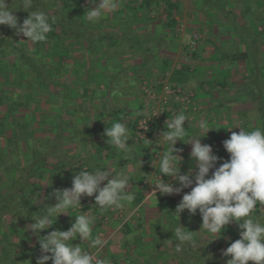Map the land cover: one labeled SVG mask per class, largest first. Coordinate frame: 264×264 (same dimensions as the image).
Returning a JSON list of instances; mask_svg holds the SVG:
<instances>
[{
  "label": "crops",
  "instance_id": "obj_1",
  "mask_svg": "<svg viewBox=\"0 0 264 264\" xmlns=\"http://www.w3.org/2000/svg\"><path fill=\"white\" fill-rule=\"evenodd\" d=\"M155 1L157 6L139 9L138 14L106 13L102 19L111 23L100 29H87L94 38L77 48L73 60L63 64L58 57L57 69L49 59L45 60V66L57 77L48 89L44 87L42 108L30 113L26 123L42 140L39 185L29 193L33 200L25 207L29 211L26 219H13L12 215L3 219L0 240L10 249L0 254V264H36L41 252L28 228L34 222L32 215H39L45 205H54L56 200L52 193L71 188L72 179L80 170L131 169L127 190L137 194L134 184L149 173L152 148L129 140L132 152L126 160L125 154L111 148L102 134L107 124L111 126L119 121L128 125L132 136L143 110L141 81L144 77L159 79L165 62L170 72L187 66L186 88L197 92L200 114L191 122V127L185 125L188 128L185 142L205 134L200 132L197 122L206 120L209 129H215L201 138V142L211 145L214 154L221 157L219 163H223L229 159L223 142L230 138L232 131L239 133L237 125L245 130L264 129V108L258 105L259 93L248 85L253 80V60H230L226 55L217 54L218 51H248L251 41L246 35L258 37L264 30V0H174L179 4L173 14L175 25L168 17L167 0ZM122 4L117 9L122 10L120 13H124ZM180 24H185V29L176 37ZM194 34H200V47L196 52L189 47ZM258 43L259 49L264 51V36ZM260 77L264 83V74ZM185 142L176 144L177 149H182L177 153L182 157L181 174L195 167L190 156L192 145ZM37 193L41 194L38 203L34 198ZM81 204L69 210L73 215L61 214L41 235L57 229L68 230L75 220L74 215L87 211L88 215L96 217L93 236L100 235L108 241L100 258H108L111 264L170 262L166 249L172 246L174 239L168 234L170 222L164 218V208L156 195L147 196L140 205L132 202L123 209L103 213L94 205V197H82ZM170 210L174 214L175 209ZM96 212L101 215L97 217ZM186 214L187 210L181 215ZM196 214L201 221L199 232L202 217L199 211ZM233 224L238 226L236 222L230 225ZM234 229L238 231L234 235L240 238V229ZM81 243L79 238L73 241V244ZM81 247L91 251L87 242Z\"/></svg>",
  "mask_w": 264,
  "mask_h": 264
},
{
  "label": "clouds",
  "instance_id": "obj_2",
  "mask_svg": "<svg viewBox=\"0 0 264 264\" xmlns=\"http://www.w3.org/2000/svg\"><path fill=\"white\" fill-rule=\"evenodd\" d=\"M91 3L94 6L86 8V17L90 23L96 24L106 13L115 12L120 7L121 0H91ZM32 6L33 0H21L19 9L29 13L21 23L14 15L17 9H13L7 0H0V25L14 29L17 36L26 37L20 41L31 44L46 42L52 23L45 12L30 11ZM185 121L190 122L191 127L190 118L183 112L169 117L165 122L166 130L161 132L155 142L158 146H163L164 151L153 149L151 166L157 169L158 177L155 182L148 181L154 186L151 194L157 195L158 192L160 195H175L185 188H191L190 192L184 193L174 214L180 218L185 210L190 216L199 211L202 217L199 232L215 237L213 240L221 238L226 226L236 222L240 238L231 242L226 250H222V255L229 258L226 264H264V215H254L258 206L264 208V129L245 130L237 125L235 128L240 129L239 133L232 131L230 138L223 142L229 159L219 163L221 157L214 154L212 146L201 142V138L215 128L209 129L208 122L200 119L197 126L205 134L185 142L188 129ZM102 135L107 137L106 143L125 154L127 160L132 152L128 143L131 140L128 125L119 121L111 126L107 124ZM178 141L192 145L190 156L195 161V167L190 168L186 174H181L182 157L177 153L182 149L176 148ZM139 163L142 168L143 161L140 160ZM164 175L178 182L179 186L166 182L162 178ZM130 178L131 169L114 172L109 167L95 171L85 168L74 176L71 188L55 190L52 195L56 203L45 205L39 215L33 214L34 222L28 225L41 252L36 258V264H48V261H52V264H111L108 258H100L108 241L100 235L93 236L96 217L88 215L87 211L74 215L75 220L68 230L57 229L46 235H41V232L49 229L61 214L73 215L69 210L81 207V198L84 196L94 197V205L101 211L123 209L130 205L135 200V194L127 190ZM40 195L37 193L34 197L36 203L40 202ZM169 230L174 233L176 252H180L184 246L196 247L195 231L181 223ZM78 238L82 243L73 244ZM85 242L91 251L81 247Z\"/></svg>",
  "mask_w": 264,
  "mask_h": 264
},
{
  "label": "trees",
  "instance_id": "obj_3",
  "mask_svg": "<svg viewBox=\"0 0 264 264\" xmlns=\"http://www.w3.org/2000/svg\"><path fill=\"white\" fill-rule=\"evenodd\" d=\"M7 2L13 9H17L14 15L22 23L29 13L19 9L21 0H7ZM91 4L89 0H33L30 11L45 12L52 23V30L48 33L46 42L31 44L28 41H20L26 37L17 36L14 29L0 25V173L2 174V180L0 179V233L4 228L2 223L6 215H12L13 219H26L29 211L25 210V207L33 200L29 193L39 185L37 175L43 164L42 140L36 136L35 130L27 127L26 123L30 120V113L41 110V93L44 87L49 88L57 77L45 66V60L49 59L57 69L58 57L63 64L73 60L74 53L78 51L77 48L94 38L93 35L88 34L89 29H100L111 23L110 20L105 19H101L96 24L90 23L86 17V8L92 7ZM121 4L124 13H120L122 10L119 9L118 13L115 11L114 14H138L139 9H151L157 6L158 2L143 0L139 3L138 0H121ZM178 9L177 2L167 0L168 17L173 25L176 24L173 14ZM53 19L54 22H52ZM258 35V37L246 35L251 41L248 51L243 53L218 51L217 54H222L223 57L226 55L230 60L246 58L253 60L254 64L251 67L253 80L248 85L251 86V90L259 93L258 105L264 108V83L260 77L264 74V51L258 47L260 37L264 36V30H261ZM169 68L168 63L165 62L162 76L169 74L170 84L186 88V72L189 68L185 66L181 70L174 69L173 72H170ZM195 115L198 117L199 112ZM262 117L264 118V113ZM141 118H143V110L138 121ZM136 193L133 201L135 206L140 205L148 196L147 192ZM156 197L164 208V218L170 222L169 229L181 223L182 226L196 232L194 233L196 247L184 246L180 252H176V241L174 240L172 246L166 249L170 261L167 264H226L227 261L224 259L229 258L223 257L212 242L202 237L203 234H199L197 228L201 221L198 220L197 214L190 216L188 213L176 219L170 209H176L180 200L174 196L160 194ZM254 215L261 217L264 214L258 212ZM186 218H191L192 222L189 224ZM99 224L101 225L102 222ZM229 233L232 232L228 225L223 234ZM168 234H171L173 239L174 233L171 230ZM1 247L3 250L0 249V254H5L10 249L7 243L0 240Z\"/></svg>",
  "mask_w": 264,
  "mask_h": 264
},
{
  "label": "built area",
  "instance_id": "obj_4",
  "mask_svg": "<svg viewBox=\"0 0 264 264\" xmlns=\"http://www.w3.org/2000/svg\"><path fill=\"white\" fill-rule=\"evenodd\" d=\"M184 29L185 25L180 24L177 26L176 32L181 33ZM189 47L192 52L198 51L200 47V37L198 34L193 35ZM140 89L143 98V118L138 121L131 136V140L136 145L143 146L146 144L152 148V151L155 148L162 152L164 151V147L158 146L155 142L160 137L161 132L166 130L165 122L169 117L172 118L176 114L183 112L192 122L197 116L195 113L199 112V104L196 92L192 89L170 84L169 74H165L157 80L144 77L141 81ZM189 124L190 122L185 121L186 126ZM156 172L157 170L154 169L150 163L149 173L143 179L135 183L136 191L147 192L148 196L156 195L151 194L154 190V186L148 182L156 181L158 177V173ZM162 178L166 182L173 183L174 186H179L178 182L167 175H164ZM193 186H195V184H193ZM190 191L191 188H185L180 194L163 196H174L181 201L184 193ZM157 194L159 193L157 192ZM258 212L264 214V209L258 206L254 214Z\"/></svg>",
  "mask_w": 264,
  "mask_h": 264
},
{
  "label": "rangeland",
  "instance_id": "obj_5",
  "mask_svg": "<svg viewBox=\"0 0 264 264\" xmlns=\"http://www.w3.org/2000/svg\"><path fill=\"white\" fill-rule=\"evenodd\" d=\"M90 2H91V0H89ZM90 6H94L93 4H91ZM183 25H185V24H183ZM175 34V33H174ZM182 34V32L181 33H177V34H175V36L177 37V36H180ZM200 35V34H199ZM232 69H234V68H232ZM229 70V69H228ZM238 72V71H237ZM162 75V74H161ZM161 75H160V77H161ZM152 79V78H151ZM195 91V90H194ZM196 92V91H195ZM196 95H197V92H196ZM198 99V98H197ZM200 114V113H199ZM151 159H153V153L151 154ZM152 160H150V162H151ZM134 186H135V184H134ZM101 213H103V211L101 212ZM105 213V212H104ZM101 214L99 213V214H96V216L97 217H99ZM186 219H188V223L190 224L191 222H192V220H191V218H186ZM230 227H231V232L232 233H229V234H223V236L221 237V238H218V239H216V241L215 240H213L215 237H210L206 232H201V234L203 233L204 234V236H206L205 238H206V240H208V239H210V242H212L213 243V245H214V242H215V244H216V247L219 249V251H220V253H221V255H222V250H226V248L228 247V246H230V243L231 242H234L235 240H237V239H239V237H238V235L237 236H235L234 234H236L238 231H236L234 228H237V229H239L238 228V226L236 225V224H233V225H230ZM233 234V235H232ZM213 240V241H212ZM223 256V255H222ZM224 257V256H223ZM225 261H227V259H224Z\"/></svg>",
  "mask_w": 264,
  "mask_h": 264
}]
</instances>
